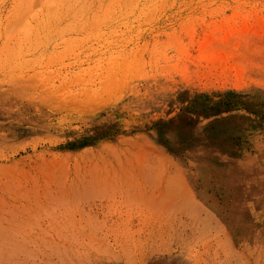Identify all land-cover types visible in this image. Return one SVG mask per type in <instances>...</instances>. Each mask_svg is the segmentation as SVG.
Wrapping results in <instances>:
<instances>
[{"label":"rangeland","instance_id":"rangeland-1","mask_svg":"<svg viewBox=\"0 0 264 264\" xmlns=\"http://www.w3.org/2000/svg\"><path fill=\"white\" fill-rule=\"evenodd\" d=\"M110 147L167 161L261 240L264 0H0V174L82 171Z\"/></svg>","mask_w":264,"mask_h":264},{"label":"bare ground","instance_id":"bare-ground-1","mask_svg":"<svg viewBox=\"0 0 264 264\" xmlns=\"http://www.w3.org/2000/svg\"><path fill=\"white\" fill-rule=\"evenodd\" d=\"M30 90L31 105L72 103ZM133 150L101 148L82 171L0 174V264H264V234L235 237L176 168Z\"/></svg>","mask_w":264,"mask_h":264}]
</instances>
